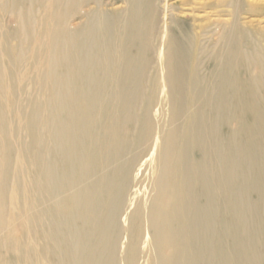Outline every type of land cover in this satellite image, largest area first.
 Wrapping results in <instances>:
<instances>
[{
    "label": "bare ground",
    "instance_id": "1",
    "mask_svg": "<svg viewBox=\"0 0 264 264\" xmlns=\"http://www.w3.org/2000/svg\"><path fill=\"white\" fill-rule=\"evenodd\" d=\"M224 2L0 0V264H264V35Z\"/></svg>",
    "mask_w": 264,
    "mask_h": 264
},
{
    "label": "rangeland",
    "instance_id": "2",
    "mask_svg": "<svg viewBox=\"0 0 264 264\" xmlns=\"http://www.w3.org/2000/svg\"><path fill=\"white\" fill-rule=\"evenodd\" d=\"M251 2L255 5V9L241 11V22L254 31L260 30L264 35V0H251ZM169 3L182 6V9H187L186 13L189 15L194 14L196 24L208 25L210 22L214 24L224 20L226 22L230 18L231 8L225 4L224 0H169ZM210 37L212 42L217 40V36L213 33Z\"/></svg>",
    "mask_w": 264,
    "mask_h": 264
}]
</instances>
